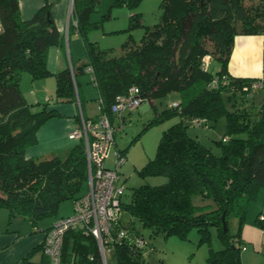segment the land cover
I'll return each instance as SVG.
<instances>
[{"label":"trees","instance_id":"16d2710c","mask_svg":"<svg viewBox=\"0 0 264 264\" xmlns=\"http://www.w3.org/2000/svg\"><path fill=\"white\" fill-rule=\"evenodd\" d=\"M140 1L113 0L112 6L133 8ZM98 3L72 0V16L86 60L76 68L52 74L46 66L47 51L62 45L63 36L51 18L49 4L31 18L22 19L18 0H0V207L7 211L9 221L13 214H20L34 225L40 218L55 215L61 202L72 199L74 203L87 190V160L81 140L61 154L26 157L37 129L58 113L47 104L35 109L37 104L27 103L20 78L23 72L31 79L52 75L55 100L72 102L79 96L76 76L91 67L103 110L134 86L155 114L145 127L174 115L179 120L162 131L155 155L138 170L141 176L159 175L166 180L133 187L128 201L122 200L124 192L121 195L110 235L116 237L119 230L125 235L108 244L113 260L109 262L106 255L103 262L91 233L70 229L63 235L61 264H155L149 259L153 247L141 229H148L151 235L183 238L195 228L203 239L209 226L216 227L224 247L210 248L207 263L241 264L245 243L240 227L248 201L264 187V97L256 99L264 93V86H255L258 81L264 83V75L233 76L227 65L236 35L264 36V0H160V20L145 26L139 44L126 41L127 48L119 56H106L95 41L85 37L96 25L90 15ZM142 26L139 12L129 16L127 29ZM204 56L218 60L215 73L201 68ZM170 93L178 94L177 105L158 112L155 101ZM220 116L225 118V133L216 141L220 153L215 154L187 134L186 127L201 118L206 124L198 125L206 126ZM126 148L116 149L124 156ZM193 194L210 199L214 207L195 206ZM122 213L127 214V220H122ZM230 213L239 221L234 235L222 226V214L226 222ZM51 226L42 230L44 236ZM44 236L20 264L28 262L32 252H42ZM136 236H142L145 244L137 246Z\"/></svg>","mask_w":264,"mask_h":264},{"label":"rangeland","instance_id":"374dc122","mask_svg":"<svg viewBox=\"0 0 264 264\" xmlns=\"http://www.w3.org/2000/svg\"><path fill=\"white\" fill-rule=\"evenodd\" d=\"M112 3L113 0H99L95 11L90 15V21L96 25L86 32L85 37L89 41H95L96 46L103 50L106 56H119L127 48L124 45L126 41L130 40L129 45L139 44L145 26L151 27L157 23L161 18L162 9L160 0H141L133 8L112 6ZM136 12L141 14L143 26L127 29L129 16ZM207 65L209 72L215 73L219 69V62L216 59H212ZM24 75L29 74L24 72ZM258 97H264V93L258 94L256 99ZM172 99L173 93L157 99L155 101L157 111L167 109ZM84 103L87 104L86 107H92L89 100ZM226 106L229 108V104L226 103ZM124 116V121L113 124L114 144L108 149L105 164L112 165V154L116 148L124 150L127 147L123 152L125 161L119 169L118 183H124L126 188L122 200L128 201L133 187L141 184L157 185L166 180L164 176L159 175L141 176L138 170L155 155L162 131L177 122L179 118L174 115L145 127V124L155 117L149 107L146 110L135 108L126 112ZM186 131L203 146L210 148L213 153L219 154L216 141L224 136L225 118L220 116L215 122L209 121L206 126L187 123ZM191 201L195 206H204V209L214 207L210 199H203L199 194H193ZM73 211V200L63 201L55 215L40 218L33 225L28 218L20 214H13L9 221L7 211L0 207V246L8 244L0 248V264H20L24 255L40 240L43 235L42 230L51 226L56 219L71 215ZM121 218L125 221L128 216L122 213ZM259 222L264 224V187H259L255 196L248 201L245 218L240 227V235L245 242L244 248L240 251L241 264H264V227ZM135 224L139 226L136 220ZM226 224L229 234L234 235L239 228L238 218L230 213L226 217ZM141 233L146 242L153 247V254L157 253L161 257L160 255L165 251L166 258L168 257L171 264H208L209 249L216 251L224 247L215 226L208 227L203 239L201 232L195 228L190 229L183 238L151 235L145 228L141 229ZM10 240L11 243H8ZM40 254L39 251L32 252L28 262L24 264H41L38 263ZM106 255L107 260L111 262L112 251H108ZM153 259L151 262L155 263ZM164 260L166 261L165 258Z\"/></svg>","mask_w":264,"mask_h":264},{"label":"crops","instance_id":"0c3cea01","mask_svg":"<svg viewBox=\"0 0 264 264\" xmlns=\"http://www.w3.org/2000/svg\"><path fill=\"white\" fill-rule=\"evenodd\" d=\"M45 3L49 4L51 18L63 36L62 45L48 48L47 69L54 74L65 68H76L86 60V55L82 38L77 31L72 16L71 0H18L20 16L22 19L31 18ZM1 30L0 23V32ZM262 51H264V36L258 34L236 35L227 65L228 72L237 77H262L264 75V72H262ZM76 82L79 95L77 100L61 102L55 100L54 97V76L31 79L29 75H24V72L21 74L20 90L25 101L29 104H37L35 109L40 108L41 104H47L48 108H53L58 113V115L48 119L37 129L35 142L26 149V157L42 159L64 153L77 142L68 137L70 129L81 121V117L87 119L98 114V92L91 82L90 73L86 71L79 73L76 76ZM178 99V94L173 93L172 102ZM88 100L92 107H86L87 104L84 101ZM139 107L141 110H146L148 105L142 103ZM125 114L126 112L120 117H113L112 123L124 121ZM43 236L44 234L37 244L41 242ZM8 243H11V240ZM5 245L8 244H3L0 248L5 247ZM149 255L150 260L154 258L155 264L159 261L161 262L160 264H171L168 257L166 258L165 251L160 255L161 257L157 253L153 254V251ZM45 262L48 263L49 259L43 256L41 252L38 263L44 264Z\"/></svg>","mask_w":264,"mask_h":264},{"label":"built area","instance_id":"2783aa9c","mask_svg":"<svg viewBox=\"0 0 264 264\" xmlns=\"http://www.w3.org/2000/svg\"><path fill=\"white\" fill-rule=\"evenodd\" d=\"M209 61V56H204L201 59V68L205 69ZM86 71L90 73L91 81L94 83L92 68L87 67ZM216 82L217 79H213L212 83ZM255 86L261 87L264 86V83L258 81ZM142 103L144 102L134 86H131L127 93L118 95L108 110H103L101 100L97 99L98 114L87 119L81 117V121L68 132L69 138L76 141L81 140L84 144L87 160V190L74 201L73 213L56 220L46 231L42 252L48 257L50 264H61L63 235L70 229H80L84 233H91L97 241L104 263L106 262V253L109 251L108 244L125 235L123 230L117 231L116 237L110 235L111 227L118 218L121 195L125 190L124 183H118L119 169L124 163L125 157L115 149L112 154V165L105 164L108 149L114 143L115 134L110 115L120 117L123 113L134 110ZM176 105L177 101H174L168 106ZM193 124H206V120L202 118L194 120ZM135 244L137 246L144 245V238L136 236Z\"/></svg>","mask_w":264,"mask_h":264},{"label":"water","instance_id":"95a60500","mask_svg":"<svg viewBox=\"0 0 264 264\" xmlns=\"http://www.w3.org/2000/svg\"><path fill=\"white\" fill-rule=\"evenodd\" d=\"M221 220H222L223 230L226 231L227 226H226V222H225V219H224V215H223V214H222V216H221Z\"/></svg>","mask_w":264,"mask_h":264}]
</instances>
